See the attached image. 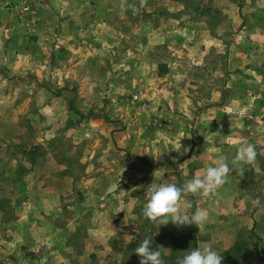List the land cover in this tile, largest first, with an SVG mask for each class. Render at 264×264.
I'll return each instance as SVG.
<instances>
[{"label":"rangeland","instance_id":"rangeland-1","mask_svg":"<svg viewBox=\"0 0 264 264\" xmlns=\"http://www.w3.org/2000/svg\"><path fill=\"white\" fill-rule=\"evenodd\" d=\"M262 67L264 0H0V264H140L146 238L164 264H264ZM220 158L224 185L179 200L204 224L143 216L147 185Z\"/></svg>","mask_w":264,"mask_h":264},{"label":"clouds","instance_id":"clouds-1","mask_svg":"<svg viewBox=\"0 0 264 264\" xmlns=\"http://www.w3.org/2000/svg\"><path fill=\"white\" fill-rule=\"evenodd\" d=\"M181 148L180 143L178 149H174L181 156L187 155L190 151V146H183L182 151ZM257 154L255 145L251 143L241 145L237 149L233 162L251 164L256 159ZM229 173L228 164L224 158H220L216 161L215 166L206 169L202 177L194 176L184 184L156 183L153 181L146 188L147 203L143 208V216L160 225L171 221L177 228L191 225L199 227L209 218L207 210L197 209L192 213L182 212L179 205L180 198L187 194L209 196L216 193L224 185ZM251 203L253 206H260L261 200L257 197ZM135 253L140 257V264H164L161 252L152 247V238L144 239L135 248ZM223 259L222 254L205 244L202 247L186 251L177 259V264H222Z\"/></svg>","mask_w":264,"mask_h":264},{"label":"crops","instance_id":"crops-1","mask_svg":"<svg viewBox=\"0 0 264 264\" xmlns=\"http://www.w3.org/2000/svg\"><path fill=\"white\" fill-rule=\"evenodd\" d=\"M162 13H165V12L161 11V14ZM156 16H159V15H156ZM249 71L250 70L247 69L246 67L245 74H248ZM254 77L258 78L257 80L258 82L263 83L264 82L263 80L264 79V67L256 71ZM249 91L250 89H248L247 91L244 90V116L256 115L257 113L258 117H261L262 115H264V102H262L260 98H259V101H256V98L258 96H263V94H260L261 93L260 91L258 92H249ZM257 93L259 94L257 95Z\"/></svg>","mask_w":264,"mask_h":264},{"label":"trees","instance_id":"trees-1","mask_svg":"<svg viewBox=\"0 0 264 264\" xmlns=\"http://www.w3.org/2000/svg\"><path fill=\"white\" fill-rule=\"evenodd\" d=\"M183 250V249H182ZM184 254V253H183ZM183 254H179V255H176L175 257H177V259L179 258V257H181ZM174 257H172V259H173Z\"/></svg>","mask_w":264,"mask_h":264}]
</instances>
